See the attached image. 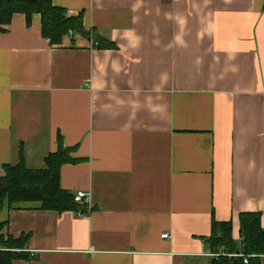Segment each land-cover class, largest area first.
<instances>
[{"label": "crops", "instance_id": "crops-1", "mask_svg": "<svg viewBox=\"0 0 264 264\" xmlns=\"http://www.w3.org/2000/svg\"><path fill=\"white\" fill-rule=\"evenodd\" d=\"M53 4L87 34L51 44L19 12L0 32V173L61 135V186L92 206L5 203L2 233L28 236L11 264H211L213 222L238 247L241 213L264 228V0Z\"/></svg>", "mask_w": 264, "mask_h": 264}, {"label": "trees", "instance_id": "trees-1", "mask_svg": "<svg viewBox=\"0 0 264 264\" xmlns=\"http://www.w3.org/2000/svg\"><path fill=\"white\" fill-rule=\"evenodd\" d=\"M18 12L25 14L28 24L34 14H40L42 34L51 44L62 43L64 35L74 31L87 34L83 15L80 13L77 16H68L66 9L54 5L53 0H0V32L5 30V26ZM96 40L101 44L100 38ZM72 151L73 148L64 146L62 136L59 135L58 148L46 157L44 168L27 167L23 153L17 165H4L0 173V208L5 203L12 208L21 202H38L42 209L88 213L87 207L75 200V193L61 186L62 165L76 161L71 156ZM3 227L4 223H0V264H11L13 259L27 256L23 248L28 236L6 237L2 233ZM240 233L242 240L238 247L233 238L232 222H213V233L208 240L212 246H221L223 250L217 252L218 255L212 259L211 264H262L264 228L261 224V212L241 213ZM235 253L243 256L233 255ZM244 256H248L247 263Z\"/></svg>", "mask_w": 264, "mask_h": 264}, {"label": "built area", "instance_id": "built-area-1", "mask_svg": "<svg viewBox=\"0 0 264 264\" xmlns=\"http://www.w3.org/2000/svg\"><path fill=\"white\" fill-rule=\"evenodd\" d=\"M75 200L80 202L81 204L85 205L87 207V209L91 210V204H92V196H91V193L87 192V191H83V190H79L75 193ZM88 212V213H89ZM88 213H85V214H88ZM163 237H168L169 236V233H164L162 235ZM215 255H218V253H216ZM235 256H243V254H240V253H235L233 254ZM244 260L245 262L247 263L248 262V256H244Z\"/></svg>", "mask_w": 264, "mask_h": 264}]
</instances>
